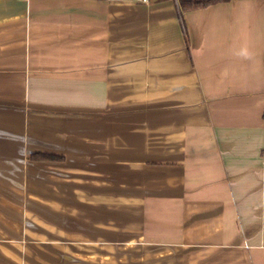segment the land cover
<instances>
[{
  "label": "crops",
  "instance_id": "crops-1",
  "mask_svg": "<svg viewBox=\"0 0 264 264\" xmlns=\"http://www.w3.org/2000/svg\"><path fill=\"white\" fill-rule=\"evenodd\" d=\"M0 264H264V0H0Z\"/></svg>",
  "mask_w": 264,
  "mask_h": 264
},
{
  "label": "trees",
  "instance_id": "trees-1",
  "mask_svg": "<svg viewBox=\"0 0 264 264\" xmlns=\"http://www.w3.org/2000/svg\"><path fill=\"white\" fill-rule=\"evenodd\" d=\"M219 1H227V0H179V6L181 9V12H183L188 9L205 7V6H208L212 3L219 2ZM31 158L35 160H58L60 159L59 156H56L51 153H33L31 155Z\"/></svg>",
  "mask_w": 264,
  "mask_h": 264
},
{
  "label": "rangeland",
  "instance_id": "rangeland-1",
  "mask_svg": "<svg viewBox=\"0 0 264 264\" xmlns=\"http://www.w3.org/2000/svg\"><path fill=\"white\" fill-rule=\"evenodd\" d=\"M117 255H113V256H109V260L110 259H113L114 257H116ZM126 256V255H125ZM120 258H121V255H120ZM115 259V258H114ZM64 261V260H63Z\"/></svg>",
  "mask_w": 264,
  "mask_h": 264
},
{
  "label": "built area",
  "instance_id": "built-area-1",
  "mask_svg": "<svg viewBox=\"0 0 264 264\" xmlns=\"http://www.w3.org/2000/svg\"><path fill=\"white\" fill-rule=\"evenodd\" d=\"M138 1H142V2H149L150 0H138Z\"/></svg>",
  "mask_w": 264,
  "mask_h": 264
}]
</instances>
